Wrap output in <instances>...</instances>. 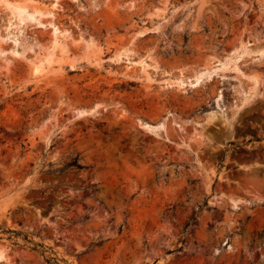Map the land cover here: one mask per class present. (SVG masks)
Returning <instances> with one entry per match:
<instances>
[{"label": "rangeland", "instance_id": "obj_1", "mask_svg": "<svg viewBox=\"0 0 264 264\" xmlns=\"http://www.w3.org/2000/svg\"><path fill=\"white\" fill-rule=\"evenodd\" d=\"M53 2L0 0V264H264V0Z\"/></svg>", "mask_w": 264, "mask_h": 264}, {"label": "bare ground", "instance_id": "obj_2", "mask_svg": "<svg viewBox=\"0 0 264 264\" xmlns=\"http://www.w3.org/2000/svg\"><path fill=\"white\" fill-rule=\"evenodd\" d=\"M57 3V0H54V2H53V5H55ZM11 12L13 13V14H16V15H18L19 16V18H20V15L23 13V12H26L25 10H24V7L23 6H15V5H13V7H12V9H11ZM36 12H39L38 10H36ZM41 13V12H40ZM48 14H52L51 12H48ZM34 13H32V12H30V13H27V14H25V17H30V18H33L34 16ZM53 34H54V44H53V46L54 47H56L57 45H59L60 44V29L59 28H57L56 26H54L53 27ZM49 54V53H48ZM48 61L49 60H51V59H47ZM131 62V61H130ZM137 65H138V67L142 70V71H144L145 73L147 72V69H148V67H149V63L145 60V59H139V60H137V61H134ZM33 63V68H34V70L35 71H37L38 69H39V67H40V64L42 63V62H39V63H37V62H32ZM199 78V75H197L196 76V80ZM175 81V83L176 84H178V85H181V84H184V83H186L187 82V80L185 79V78H183V76H180V77H178L177 79H175L174 80ZM152 127H155V126H152Z\"/></svg>", "mask_w": 264, "mask_h": 264}, {"label": "trees", "instance_id": "obj_3", "mask_svg": "<svg viewBox=\"0 0 264 264\" xmlns=\"http://www.w3.org/2000/svg\"><path fill=\"white\" fill-rule=\"evenodd\" d=\"M68 167H76L78 169H81L83 166L78 163V159L77 157L73 158L71 161L67 162L66 164H64L63 166L61 167H57V168H54L51 170V172L53 173H62L66 168ZM195 220V216H193L190 220L187 221L186 225H185V230L187 229V227L191 224V222ZM7 231H10V232H13L15 235H19V234H22L21 232H18L16 230H13V229H7ZM28 235L27 234H24L23 236V239L26 241V242H32L35 245H38L37 242L27 238ZM16 243V242H14ZM42 246V244H39ZM33 249H36L35 247H32ZM43 252V251H42ZM52 258H46L47 261H51ZM53 263V262H52ZM55 264H58L56 261H54Z\"/></svg>", "mask_w": 264, "mask_h": 264}]
</instances>
